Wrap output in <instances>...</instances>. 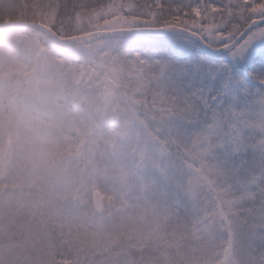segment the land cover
I'll return each instance as SVG.
<instances>
[{
	"label": "snow or ice",
	"instance_id": "6c2138e0",
	"mask_svg": "<svg viewBox=\"0 0 264 264\" xmlns=\"http://www.w3.org/2000/svg\"><path fill=\"white\" fill-rule=\"evenodd\" d=\"M29 7L0 27L32 83L0 101V264H264V0Z\"/></svg>",
	"mask_w": 264,
	"mask_h": 264
},
{
	"label": "rangeland",
	"instance_id": "374dc122",
	"mask_svg": "<svg viewBox=\"0 0 264 264\" xmlns=\"http://www.w3.org/2000/svg\"><path fill=\"white\" fill-rule=\"evenodd\" d=\"M27 30L20 29L19 32V43L22 46L24 43H26L25 37H26ZM9 54L13 58L14 63H24L26 62V57L24 56L21 48L13 47L9 50ZM10 75L6 77L5 79H0V101H3L6 98V93L10 92L12 95H15L17 91L23 92L27 89H30L32 87V83L30 79L22 74H19L15 71V69H10ZM11 81V88L6 87L5 80ZM23 220V215L17 216L16 222L20 223Z\"/></svg>",
	"mask_w": 264,
	"mask_h": 264
},
{
	"label": "trees",
	"instance_id": "16d2710c",
	"mask_svg": "<svg viewBox=\"0 0 264 264\" xmlns=\"http://www.w3.org/2000/svg\"><path fill=\"white\" fill-rule=\"evenodd\" d=\"M40 3H48L49 0H39ZM63 3L64 0H59ZM33 0H0V24L10 22H20V16L22 14L30 15L31 8H25V5H31ZM64 15L63 9L57 13V17L60 18ZM67 27V25H66ZM22 30H27L22 28Z\"/></svg>",
	"mask_w": 264,
	"mask_h": 264
},
{
	"label": "water",
	"instance_id": "95a60500",
	"mask_svg": "<svg viewBox=\"0 0 264 264\" xmlns=\"http://www.w3.org/2000/svg\"><path fill=\"white\" fill-rule=\"evenodd\" d=\"M20 22H10V23H3V24H0V27H2L3 25H8V24H11V25H16Z\"/></svg>",
	"mask_w": 264,
	"mask_h": 264
}]
</instances>
